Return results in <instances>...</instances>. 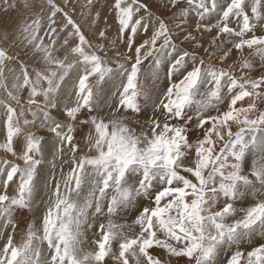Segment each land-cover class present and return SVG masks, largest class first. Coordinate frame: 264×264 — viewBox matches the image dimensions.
<instances>
[{
	"label": "snow or ice",
	"instance_id": "6c2138e0",
	"mask_svg": "<svg viewBox=\"0 0 264 264\" xmlns=\"http://www.w3.org/2000/svg\"><path fill=\"white\" fill-rule=\"evenodd\" d=\"M95 2L85 0L81 16H93ZM158 2L176 11L169 18L142 0H113L110 43L127 53L111 60L73 18L71 0H2L24 15L0 45L31 48L45 67L0 46V151L14 158L0 159V221L12 229L0 264H219L229 251L226 264H264V243L242 249L264 237V74H249L253 57L264 61V0ZM193 15L195 32L214 33L207 46L186 28ZM140 33L147 38L137 43ZM97 37L107 40L106 28ZM233 50L240 75L223 66ZM140 115L147 119H133ZM46 170L47 198L38 199ZM40 203L39 224L32 219L16 240L15 213Z\"/></svg>",
	"mask_w": 264,
	"mask_h": 264
},
{
	"label": "rangeland",
	"instance_id": "374dc122",
	"mask_svg": "<svg viewBox=\"0 0 264 264\" xmlns=\"http://www.w3.org/2000/svg\"><path fill=\"white\" fill-rule=\"evenodd\" d=\"M11 2H15L18 5L20 4V0H11ZM112 2H113V0H96L94 6L92 8V13H93V16H94L95 12L99 11L100 12V18H99V20L96 21L95 25L92 24L93 16H88L87 18H85L84 16H81V14H80L81 13V10H82V7L85 4V0H71V5L75 8V12L72 13L73 18L76 19L79 23H81V26H82L83 31L85 32V35L94 44L95 43H103V44H105L106 48L110 50V52L107 51L108 55L109 54H112L114 56V59H116L117 57H115V55H116L115 52L117 50H120L121 53H123L122 51L125 50V52L127 53V48H126V45L124 43L121 45V47H119V43L118 42H117V44H116L115 47H113L112 44L110 43L112 40H115L117 38V35H118V26H117V23H116V20H115V15L113 16L114 13L110 11V6H111ZM142 2L148 4L149 5V8L153 12H155L157 15H162L164 17H169L170 18L171 15H172V12L176 11V9H170L169 10L167 8H161V7H159L158 0H142ZM57 3L61 4V6L63 7V0H57ZM181 6H183V5H181ZM17 9L24 11V9L22 8V6L21 7H18ZM83 10L85 11V13H87V9L86 8H84ZM11 12H12L11 16L16 15V13H15L14 10H12ZM196 22H197V18L194 17V16H192V17L189 18L188 24L186 25L187 30L188 31H192L193 32V35H197L196 32L194 33L195 30H193L195 28V25L194 24H196ZM169 23L172 24V25H174L175 23H177V21H173L172 22V20H169ZM190 23H193V24L191 25ZM16 27L17 26H14L13 28H11V30L15 29ZM3 28L4 29H1L0 30V34H2L4 30H8L5 27H3ZM105 28H106V34H107L108 39L107 40H99L98 37H97V32L100 29H105ZM44 31H46V30L41 29V32H42L41 35H43ZM142 34L143 33H140L138 36H140ZM150 34H151V30H150ZM197 37H198V39H200L199 36H197ZM181 39H182V35L177 40V42L180 43V40ZM47 41H48V39H47ZM3 45L5 47L8 46L11 49L13 56L17 55V53H20V59L25 60L26 63L29 64L30 67H33L34 65L37 64L36 62H33V61H29L28 60L30 58V56H32V52H31V50H29V48L24 49L23 48V45H21L19 47L11 46L7 42H5ZM3 45H0V46H3ZM181 46L184 47V48H186V49H188L189 51L193 47L192 44L190 45L188 42H183L181 44ZM201 50L203 51V49H201ZM202 51H201V55H204V52H202ZM245 51L248 54V50H245ZM57 54H59V55L62 56L63 55V51H61V52H59ZM255 58H257V59L255 60ZM120 59H123V58H120ZM252 59L254 60L255 65H254V62H253V65L254 66H253V69L250 72L251 73V76H252V73H256L257 72V69L258 68H261V69L263 68L262 70H264V61H262L263 62L262 63L261 60H258V59H260L259 57H253ZM257 62H259V63H257ZM40 64H42L45 67V65L43 64V62H40ZM234 65H235V67L236 66H239L238 63H236ZM259 65H262L263 67L262 66H259ZM43 66H42V68H43ZM9 67H16L18 69L19 65L16 63V61H12L10 63V65H9ZM224 67H227V66H224ZM10 77L11 76L8 75V84L9 85H10V83H9ZM105 87L108 88V89L114 90L112 88V85L111 84H108ZM27 95H28V93L25 91L24 93H22V98L26 100L27 99ZM0 98H4V99L7 98L6 97V94L3 92V90H0ZM108 111L109 110L107 108H105L104 109V112L101 113V114H105ZM148 115H151V109L148 111ZM142 117H143V118H141L142 121L147 119V116H145V115L142 116ZM4 120H5L4 110H3V108H0V141H2L4 139V136H5ZM33 130L35 131V129H33ZM86 132H87V128H84L82 130V133H86ZM39 134L45 135L46 137L48 135L47 133H45L43 131H41ZM4 158L9 159V160L14 159L10 154H7V153H5L3 151H0V159H4ZM49 159H51V157H49ZM255 159L256 158L255 157H252V156H249L248 158H246V163H245V169L246 170H248V171L251 170L252 163L254 162ZM67 170H68V166L66 165L65 166V171H67ZM48 175H49V170H46L45 173H44V176L38 181L39 188H40V194H39L38 199H45L46 200V198H47L46 197V194H45V191H44V181L47 179ZM250 203H252V197L251 196H249L246 199L245 204L243 206H247ZM24 210L26 212V215L28 216L27 223H29L32 219H36L37 224H39L40 218L42 217V215H43V213L45 211V205L43 203H40L39 206L36 207V208H34L33 211H28L26 209H24ZM136 214L137 213L134 211V212L128 214L125 217V219L127 220V222L131 223V221L135 218V215ZM19 220H20V217H19L18 211H17L15 213V221H16V224H17V222ZM27 223H26V225H27ZM11 231H12V229H11L10 226L7 229H4L3 228V221H0V233H2V234H0V248H2L3 245L6 243L7 236L9 235V233ZM20 236H21V234L18 236V239L17 240L20 239ZM93 238L94 237L92 236L91 232H89L88 233V239H89V241H91ZM255 239H257V241H255ZM260 243H264V237L257 236V237H255L252 240L251 243L242 245V249L244 251H249V250H251L252 247L257 246ZM87 247H91V244L89 243L87 245ZM115 247L116 246H114V249H115ZM233 250H235V249H232V251ZM150 251L152 252L153 255L160 256L161 258H164V253L162 252V250L155 249L154 248V249H152ZM221 255L223 256V259L222 260H219V262H220L219 264H223V263L226 264L227 259L231 255V251L226 252V253H222ZM107 264H116V262L113 261V260H111V259H108L107 260ZM172 264H185V261L183 259H181L179 261L173 260L172 261Z\"/></svg>",
	"mask_w": 264,
	"mask_h": 264
},
{
	"label": "bare ground",
	"instance_id": "6f19581e",
	"mask_svg": "<svg viewBox=\"0 0 264 264\" xmlns=\"http://www.w3.org/2000/svg\"><path fill=\"white\" fill-rule=\"evenodd\" d=\"M10 2H11V0H10ZM12 10H8V11H5L4 10V8H3V6H2V0H0V30L1 29H4L3 27H5L6 29H8L9 31H11V28H13L14 26H18V24L22 21V19H23V15H24V11L23 10H19V9H16V10H14L15 11V13H16V15H13V16H11V14H12V12H11ZM112 16V15H111ZM113 16H114V14H113ZM194 16V15H193ZM195 17V16H194ZM173 22V21H172ZM46 24V23H45ZM44 24V27H42V29L43 30H46L45 28H46V25ZM191 25L193 24V23H190ZM104 25V24H103ZM195 25V24H194ZM102 27V26H101ZM115 27V26H114ZM113 27V28H114ZM195 29V28H194ZM193 29V30H194ZM42 33V32H41ZM194 33H195V31H194ZM196 34H197V36H199L200 37V41H201V43L202 44H204V46H207V44H208V41L210 40V38H211V35H214V33H212V34H208V33H204L203 34V36L201 37L197 32H196ZM257 34H262V33H260L259 31L257 32ZM148 35H150V31H149V33H148ZM115 36V35H114ZM47 38V37H46ZM45 38V43H48V41H47V39ZM145 38H147V36H145L144 34H142V35H140V36H138L137 37V42L139 43V42H141L143 39H145ZM119 43V42H118ZM123 43H119V47H121V45H122ZM190 44V43H189ZM3 45V44H2ZM191 45V44H190ZM4 46V45H3ZM193 46V45H192ZM5 47V46H4ZM228 47H230V45L228 46ZM6 48L8 49V52H9V54L10 55H12V51H11V49L8 47V46H6ZM202 49V48H201ZM201 49H197V51H199V53L201 54ZM29 50H31V48H29ZM193 50V47L190 49V51H192ZM245 50H247V49H245ZM108 51L110 52V50L108 49ZM116 51V50H115ZM117 51H119L120 53H121V51L120 50H117ZM116 51V52H117ZM116 52H115V54H116ZM123 53H121L122 55H121V57L120 58H123V54H126V52H125V50H123L122 51ZM203 52V51H202ZM59 55V54H58ZM107 55H108V53H107ZM245 55H247V53H246V51H245ZM109 59H111V60H115L114 59V56L112 55V54H109L108 56H107ZM115 57H116V55H115ZM257 58H255V60H256ZM29 61H33V62H36L37 64L36 65H34L33 67H36V68H42V64H40V62H42V61H40L37 57H35V56H30V58L28 59ZM239 60H240V54H239V52L238 51H236V50H233L232 51V53L229 55V57L227 58V60L224 62V66H228V65H232L233 67H234V69H235V71H236V74L237 75H240L241 74V71H240V67L239 66H236L235 67V65L234 64H236V63H238L239 64ZM258 60H260V59H258ZM212 62L213 63H215L216 62V57H213L212 58ZM253 62H254V60H253ZM262 62V61H261ZM260 62V63H261ZM147 63V62H146ZM257 63H259V62H257ZM263 63V62H262ZM261 63V64H262ZM254 65H255V62H254ZM263 65V64H262ZM262 65H259V66H262ZM257 66V65H256ZM44 67V66H43ZM263 67V66H262ZM256 68V67H255ZM254 68V69H255ZM253 69V68H252ZM263 69V68H262ZM261 68H258L257 69V72L256 73H252V76H254V77H256V76H259V75H261V74H264V70H262ZM250 75H251V73H249ZM6 75H7V73H6ZM11 82H12V80H11V77H10V81H9V83L11 84ZM163 85H164V81L162 80L161 81V87H163ZM150 110V108L148 109V111ZM142 116H144V115H141V116H138V117H134L133 119H140L141 120V118H143ZM29 118H31V117H29ZM13 187L14 186H12V187H10L9 188V193L11 194V192L13 191ZM18 215H19V217H20V220L17 222V229H16V236H15V239L17 240L18 239V236L20 235V234H22V230L26 227V223H27V220H28V216L26 215V212H25V210H18ZM255 241H257V239H255ZM254 241V242H255ZM234 251V250H233ZM223 259V256L222 255H220L219 256V260H222ZM226 261V260H225ZM220 263V262H219ZM224 264V263H223Z\"/></svg>",
	"mask_w": 264,
	"mask_h": 264
}]
</instances>
